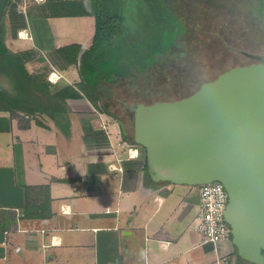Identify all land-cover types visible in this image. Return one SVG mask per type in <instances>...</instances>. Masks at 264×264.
Returning <instances> with one entry per match:
<instances>
[{"label": "crops", "instance_id": "crops-1", "mask_svg": "<svg viewBox=\"0 0 264 264\" xmlns=\"http://www.w3.org/2000/svg\"><path fill=\"white\" fill-rule=\"evenodd\" d=\"M91 4L0 0L1 42L32 55L24 66L38 83L77 90L96 30ZM66 98L68 123L0 107V264H256L226 240L203 243L193 185L154 181L145 153L121 132L114 139L113 116Z\"/></svg>", "mask_w": 264, "mask_h": 264}, {"label": "water", "instance_id": "water-1", "mask_svg": "<svg viewBox=\"0 0 264 264\" xmlns=\"http://www.w3.org/2000/svg\"><path fill=\"white\" fill-rule=\"evenodd\" d=\"M246 53L260 61L234 66L189 96L124 107L150 177L221 181L238 255L264 264V54Z\"/></svg>", "mask_w": 264, "mask_h": 264}, {"label": "rangeland", "instance_id": "rangeland-1", "mask_svg": "<svg viewBox=\"0 0 264 264\" xmlns=\"http://www.w3.org/2000/svg\"><path fill=\"white\" fill-rule=\"evenodd\" d=\"M163 1L187 29L179 38V44L172 47L169 52L159 54L160 61L148 72L116 84L113 83V86L112 84L103 85L98 91L97 101L94 102L99 111L110 114L117 120V125L111 120L109 126V131L114 135V139L119 140L118 133L120 132L121 135L127 134L131 145L137 146L143 153H145V149L134 142V123L126 114L124 102L149 104L157 100L180 99L199 88L204 82L216 78L234 66L248 65L257 61L246 52L264 54V0ZM136 3L137 0H125L126 5L122 4V6L125 5L124 7L129 10ZM111 5L114 11L122 9L119 0L113 1ZM128 10L126 9V11ZM112 44H117L116 38L112 40ZM8 54L10 57L13 53L8 50ZM23 56L26 61L21 58L16 63L18 66L21 65L22 69H25L26 66L30 71V65L25 64L24 66V62L27 63L28 58L32 55L26 53ZM19 71L8 61L0 62V86L5 89L0 87V107L10 108L16 114L19 110L24 113L30 111L27 108L24 109L23 106H28L31 101L26 97L28 95L22 83L24 73ZM37 80L47 86L49 93L45 95L42 90H38L41 98L50 99V101L55 99L58 102L63 100L62 89L64 88L53 85L49 78L48 82L47 78L45 82H42L39 77ZM81 86H78L80 97L90 99L89 93L90 97L87 93L81 94L84 84ZM112 87L114 90L110 89ZM78 89L75 90L78 91ZM4 95L13 101L3 97ZM22 99L23 101H20ZM68 99L64 98L65 101ZM25 100H29V102ZM90 100L93 102L92 99ZM34 102H31V105L38 104V102ZM67 106L71 108L70 105ZM62 108L57 106L49 108L50 116L68 123V116L64 112L66 107L63 105ZM120 121L125 123L126 129L120 125ZM67 127L69 128L70 125ZM193 187L198 192L199 198V187ZM193 227L196 228V225L194 224ZM224 245L226 250L232 247L234 250L236 249L232 239L226 240Z\"/></svg>", "mask_w": 264, "mask_h": 264}, {"label": "trees", "instance_id": "trees-1", "mask_svg": "<svg viewBox=\"0 0 264 264\" xmlns=\"http://www.w3.org/2000/svg\"><path fill=\"white\" fill-rule=\"evenodd\" d=\"M113 1L115 0H92L96 30L90 46L82 53L79 64L82 79L78 86L82 87L81 85L84 84L81 92L87 93V95L89 93L91 97L88 96L94 102L97 101L98 91L103 85L112 84L113 86L116 83L135 78L138 74L148 72L160 61L158 55L167 53L172 47L177 46L179 38L187 30L163 0H137L136 5L133 8L131 6L129 10L124 7L125 0H119L121 6L125 4L120 11H114L111 5ZM114 38L117 39V44L113 45ZM66 49L67 47L60 49L59 52L67 54L66 51L69 50ZM9 55L5 45L0 42V62L8 61L14 68L16 67V70L21 69L19 72L24 73L22 83L26 88L28 95L26 97L31 101L28 106H23V108L32 112H47L48 114L54 106L63 109L53 96L54 101L41 98L38 90H42V93L47 95L49 94L47 86L38 83L28 74L26 68L22 69L21 65H17L16 61L21 59L19 56L11 55L9 57ZM110 89L114 90L113 87ZM62 92H64V98L80 97L79 91L72 87H66L62 89ZM3 97L13 101L6 95ZM29 100L25 101L29 102ZM34 101L38 104L31 105V102L35 103ZM124 138L128 140V135L124 134ZM145 170L150 177L147 165Z\"/></svg>", "mask_w": 264, "mask_h": 264}, {"label": "built area", "instance_id": "built-area-1", "mask_svg": "<svg viewBox=\"0 0 264 264\" xmlns=\"http://www.w3.org/2000/svg\"><path fill=\"white\" fill-rule=\"evenodd\" d=\"M136 151L138 152V149ZM197 186L199 210L196 215V230L203 243L218 244L232 239L231 226L225 218L229 200L225 185L221 181H212Z\"/></svg>", "mask_w": 264, "mask_h": 264}, {"label": "bare ground", "instance_id": "bare-ground-1", "mask_svg": "<svg viewBox=\"0 0 264 264\" xmlns=\"http://www.w3.org/2000/svg\"><path fill=\"white\" fill-rule=\"evenodd\" d=\"M56 77H58V75H57L56 73H53V75H52V79H53V80H55V79L57 80L58 78H56ZM0 87H1V86H0ZM133 147H134V148L132 149V153H133V154H137V153H138V152L136 151V150H137V149H136L137 146H133ZM198 210H199V209H198ZM195 218H196V217H195Z\"/></svg>", "mask_w": 264, "mask_h": 264}, {"label": "flooded vegetation", "instance_id": "flooded-vegetation-1", "mask_svg": "<svg viewBox=\"0 0 264 264\" xmlns=\"http://www.w3.org/2000/svg\"><path fill=\"white\" fill-rule=\"evenodd\" d=\"M260 60H257V61H255V62H259ZM252 63H254V62H252ZM251 64V63H250ZM126 114H127V112H126ZM130 118V117H129ZM131 119V118H130ZM120 125L121 126H123L124 127V129H126V126H125V123L123 122V121H120Z\"/></svg>", "mask_w": 264, "mask_h": 264}]
</instances>
